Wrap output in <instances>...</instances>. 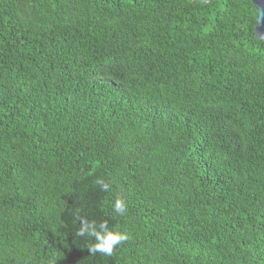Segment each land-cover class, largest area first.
Masks as SVG:
<instances>
[{
  "label": "trees",
  "instance_id": "trees-1",
  "mask_svg": "<svg viewBox=\"0 0 264 264\" xmlns=\"http://www.w3.org/2000/svg\"><path fill=\"white\" fill-rule=\"evenodd\" d=\"M256 20L252 0H0V264H264ZM82 219L129 239L92 254Z\"/></svg>",
  "mask_w": 264,
  "mask_h": 264
},
{
  "label": "clouds",
  "instance_id": "clouds-1",
  "mask_svg": "<svg viewBox=\"0 0 264 264\" xmlns=\"http://www.w3.org/2000/svg\"><path fill=\"white\" fill-rule=\"evenodd\" d=\"M96 183L99 184L104 191H107L109 188V185L102 179H98ZM127 207L128 205L124 198L117 197L115 199L113 208L117 214L124 215L127 211ZM80 225L77 235L94 238V243L88 246V250L92 254L103 253L110 256L118 245L129 239L127 233L109 229L107 221L100 222L97 227L96 224L89 223L82 219Z\"/></svg>",
  "mask_w": 264,
  "mask_h": 264
},
{
  "label": "water",
  "instance_id": "water-1",
  "mask_svg": "<svg viewBox=\"0 0 264 264\" xmlns=\"http://www.w3.org/2000/svg\"><path fill=\"white\" fill-rule=\"evenodd\" d=\"M210 1V0H198ZM255 9L257 10V20L255 25L256 36L264 40V0H252Z\"/></svg>",
  "mask_w": 264,
  "mask_h": 264
}]
</instances>
